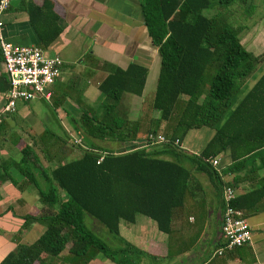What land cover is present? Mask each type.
I'll use <instances>...</instances> for the list:
<instances>
[{
	"label": "trees",
	"instance_id": "trees-1",
	"mask_svg": "<svg viewBox=\"0 0 264 264\" xmlns=\"http://www.w3.org/2000/svg\"><path fill=\"white\" fill-rule=\"evenodd\" d=\"M214 1L218 12L207 17L203 12L212 9L211 0H138L144 28L160 58L152 109L160 113L158 124L174 117L169 137L163 144L128 152L101 146L120 143L131 149L139 141L138 123L120 111L125 94L142 95L147 69L137 64L126 70L111 67L99 85L98 113L83 111L73 123L87 144L79 159L47 170L26 145L19 151L20 159L8 164L23 176L20 185L4 169L14 186H32L38 192L39 214L28 215L21 232L33 223L45 230L33 244L17 245L0 264H92L98 255L113 264H145L146 259L150 264L149 255L119 239L121 221L133 224L142 215L168 233L172 211L189 192L191 171L185 163L221 188L210 159L227 148H245L240 158L264 152V73L241 98L236 97L262 59L241 46L237 32L221 15L247 0ZM27 9L32 26L48 46L61 33L51 4L28 3ZM0 78L7 89L3 66ZM4 95L0 94V105ZM200 128L214 132L203 151L190 155L180 150L186 134ZM148 134L157 131L149 129ZM232 206L236 208L234 201ZM86 217L106 230V239L114 244L92 232Z\"/></svg>",
	"mask_w": 264,
	"mask_h": 264
},
{
	"label": "crops",
	"instance_id": "crops-1",
	"mask_svg": "<svg viewBox=\"0 0 264 264\" xmlns=\"http://www.w3.org/2000/svg\"><path fill=\"white\" fill-rule=\"evenodd\" d=\"M28 3L37 7L50 3L59 20L61 33L48 46L31 24ZM2 22L0 33L7 41L38 48L48 57L57 56L63 66L50 88L48 100L18 103L16 112L0 125V229L6 235L0 234V261L21 245L22 238L32 234L30 241L35 242L45 230L33 223L21 232L24 219L39 214L38 192L32 186H14L7 174L18 185L23 176L8 164L20 159L19 151L26 145L32 147L39 164L47 170L79 159L82 150L70 138L81 139L73 123L79 122L83 111L98 113L99 85L111 67L126 70L137 64L147 69L142 95L125 94L120 111L124 118L138 123L139 141L132 147L142 148L147 130L156 126L160 118V113L146 103L147 88L150 86L155 93L160 58L144 28L138 0H17L2 15ZM254 37L251 31L239 37L247 52L262 59L244 82V92L264 73V42L257 39L254 45ZM5 88L0 78V94L5 93ZM158 129L157 135H162ZM213 134L209 128L190 130L179 148L187 154L199 155ZM101 146L115 152L130 150L120 143L105 142ZM81 147L85 149L87 144ZM244 149L227 148L217 157L219 164L214 169L219 173L221 188L197 172L195 166L184 164L191 171L189 192L183 204L172 211L168 233L159 231L147 217L137 215L133 224L119 223V239L149 255L150 264H264V152L258 150L240 158L238 154ZM228 185L235 191V206L247 221L252 243L218 256L215 252L224 244L221 195ZM143 263L148 264V260Z\"/></svg>",
	"mask_w": 264,
	"mask_h": 264
},
{
	"label": "built area",
	"instance_id": "built-area-1",
	"mask_svg": "<svg viewBox=\"0 0 264 264\" xmlns=\"http://www.w3.org/2000/svg\"><path fill=\"white\" fill-rule=\"evenodd\" d=\"M17 0H0V30L3 26L2 15L8 10L11 3ZM0 55L2 66L7 78L5 99L0 105V124L8 116L14 114L18 103H30L39 99L48 100L50 88L59 78L63 61L59 57H48L42 50L13 44L7 41L0 33ZM74 145L81 146V139L73 138ZM166 138L162 135L148 134L142 148L163 144ZM213 168L218 166V159L208 161ZM235 191L230 186L222 189V224L221 234L224 244L215 252L222 255L225 251L252 243V233L243 214L232 206Z\"/></svg>",
	"mask_w": 264,
	"mask_h": 264
},
{
	"label": "rangeland",
	"instance_id": "rangeland-1",
	"mask_svg": "<svg viewBox=\"0 0 264 264\" xmlns=\"http://www.w3.org/2000/svg\"><path fill=\"white\" fill-rule=\"evenodd\" d=\"M215 3L216 2L214 0H211L212 9L205 10L203 12V14L205 16L212 17V16L217 14L218 10H217V8H214V7H216ZM221 15H222V18L229 25V27L237 32L238 37H241V35L245 31H251L255 35L254 40H253L254 45L256 44L255 41L257 39H260L261 41L264 42V0H247V1L242 2V3L241 2L235 3L234 5L230 6L228 9L224 10V12H222ZM242 92H244V90L241 89V91L237 93L236 97L239 98ZM146 96H147L146 103L149 105L151 104V106H152L153 97H154V90L150 86L146 90ZM237 101H238V99H237ZM236 102H235V104H236ZM174 120L175 119L173 117L168 123H164V124H160V123L158 124L157 123V125L152 126L151 129L159 130L158 128H160V132L162 133V135L165 136L166 138H168L170 135L171 129L175 124ZM162 125H163V127H161ZM148 131L149 130H147V132ZM68 139H70V138H68ZM82 145H84V142H82ZM75 147L80 148V150L83 149L81 146H78V145ZM118 151H120V150H118ZM85 224L92 232H94L97 236H99L107 244H109V243L114 244L110 240L106 239V237H105L106 236L105 235L106 230L103 229L104 230L103 231L101 229V226H99L97 223H95V221H93L89 217H86L85 218ZM12 232L14 233V231H12ZM103 232H105V233L103 234ZM0 234L2 236H6L5 232L2 231L1 229H0ZM31 239H32V234L25 237V238H22L21 241L19 242V244L31 245L34 242V241L31 242L30 241ZM11 240L14 241V238H12ZM69 247L70 246L68 245L66 250L63 252V255H65L67 253ZM101 257L102 256L99 255L97 260L92 264H113L110 261L104 259L103 257L102 258L104 260L102 261V259H100ZM36 264H38V263H36ZM58 264H62V262H59Z\"/></svg>",
	"mask_w": 264,
	"mask_h": 264
},
{
	"label": "water",
	"instance_id": "water-1",
	"mask_svg": "<svg viewBox=\"0 0 264 264\" xmlns=\"http://www.w3.org/2000/svg\"><path fill=\"white\" fill-rule=\"evenodd\" d=\"M135 149H136V148H134V147H133V148H131V149H130V150H128V151H133V150H135ZM128 151H126V152H128Z\"/></svg>",
	"mask_w": 264,
	"mask_h": 264
}]
</instances>
